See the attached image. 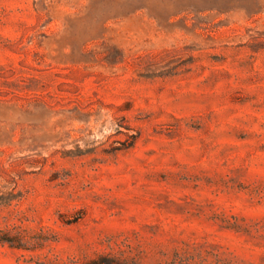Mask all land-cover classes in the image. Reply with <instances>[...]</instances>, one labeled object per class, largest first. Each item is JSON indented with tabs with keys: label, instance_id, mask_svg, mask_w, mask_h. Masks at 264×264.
Wrapping results in <instances>:
<instances>
[{
	"label": "rangeland",
	"instance_id": "1",
	"mask_svg": "<svg viewBox=\"0 0 264 264\" xmlns=\"http://www.w3.org/2000/svg\"><path fill=\"white\" fill-rule=\"evenodd\" d=\"M0 264H264V0H0Z\"/></svg>",
	"mask_w": 264,
	"mask_h": 264
}]
</instances>
